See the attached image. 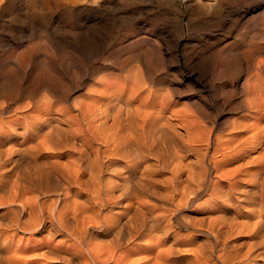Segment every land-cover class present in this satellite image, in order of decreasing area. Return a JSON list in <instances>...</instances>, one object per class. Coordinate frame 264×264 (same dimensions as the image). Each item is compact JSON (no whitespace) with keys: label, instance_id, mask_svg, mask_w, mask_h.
<instances>
[{"label":"bare ground","instance_id":"obj_1","mask_svg":"<svg viewBox=\"0 0 264 264\" xmlns=\"http://www.w3.org/2000/svg\"><path fill=\"white\" fill-rule=\"evenodd\" d=\"M136 80L119 83L122 91L92 90L73 102L76 112L58 107L57 95L11 113L0 102V264H264L261 80L248 83L259 92L246 102V122L204 135L188 113L178 121L165 115L170 102L149 112L153 97L140 96ZM23 109L29 113L19 116ZM245 231L259 240L243 252L229 238ZM18 232L29 235L26 245L37 235L46 244L15 248Z\"/></svg>","mask_w":264,"mask_h":264},{"label":"rangeland","instance_id":"obj_2","mask_svg":"<svg viewBox=\"0 0 264 264\" xmlns=\"http://www.w3.org/2000/svg\"><path fill=\"white\" fill-rule=\"evenodd\" d=\"M194 1L0 0V102H10L6 110L11 113L12 107L44 95L54 100L57 95L58 107L69 105L65 110L76 112L73 102L87 100L92 90H114L124 83L130 87L131 80L140 78L144 84L140 96L153 97L147 110L170 102L165 115L174 121L188 113L204 126L202 134L210 129L227 134L235 121L246 122V102L255 89L259 92L249 84L257 76L261 79L255 83L261 80L264 89V0ZM44 82L48 84L42 87ZM65 110L53 111V117ZM24 112L19 116L29 113ZM215 173L211 172V182ZM202 201L203 196L194 207ZM206 210L198 217H205ZM245 220L238 217L239 223ZM15 236V248L46 244L42 235L29 245L28 234ZM233 237L229 240L244 243L243 252L259 240L246 231Z\"/></svg>","mask_w":264,"mask_h":264}]
</instances>
